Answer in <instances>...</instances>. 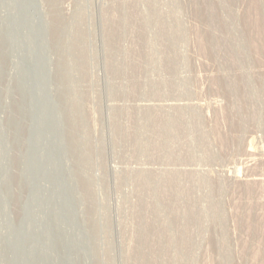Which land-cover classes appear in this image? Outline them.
<instances>
[{
    "label": "rangeland",
    "instance_id": "1",
    "mask_svg": "<svg viewBox=\"0 0 264 264\" xmlns=\"http://www.w3.org/2000/svg\"><path fill=\"white\" fill-rule=\"evenodd\" d=\"M59 3L68 14L83 4L70 37V21L58 15ZM80 3L0 0V264H103L100 255L93 257L101 248L110 253L107 264H123L126 254L134 258L139 252L143 222L155 223L146 232H162L165 221L179 232V243L187 240L180 244L194 264H264V0ZM175 23L179 35L169 40L164 27L175 30ZM109 40H121L128 56L106 61ZM65 44L69 50L62 53ZM83 46L92 51L90 63L74 78L65 68L71 60L83 66L78 52ZM71 82L85 103L76 110L88 119L80 125L90 131L87 150L72 132L78 119L71 112L76 108L70 103ZM246 85L249 98L241 95ZM148 103L200 108L177 121L178 136L168 135L173 141L167 151L159 149L160 130L149 122L145 138L155 141L143 149L135 145L141 131L136 106ZM113 166L121 172L115 175ZM143 167L185 173L174 179L157 173L156 180L164 178L163 190L154 178L131 174ZM211 202L218 205L216 215L209 212ZM156 204L164 208L161 216L153 210ZM176 204L195 205L194 213L181 218ZM96 216L110 225L101 242Z\"/></svg>",
    "mask_w": 264,
    "mask_h": 264
},
{
    "label": "bare ground",
    "instance_id": "2",
    "mask_svg": "<svg viewBox=\"0 0 264 264\" xmlns=\"http://www.w3.org/2000/svg\"><path fill=\"white\" fill-rule=\"evenodd\" d=\"M80 1L81 0H79V3H80ZM35 2V1H34ZM37 2V1H36ZM54 2V1H53ZM65 2V1H64ZM175 2V1H174ZM43 3V2H42ZM45 3V2H44ZM41 4V3H40ZM61 3H59V5H60ZM81 4L82 3H80V6H81ZM41 6H43V4H41ZM55 6V5H54ZM82 6H83V4H82ZM81 6V7H82ZM40 7V6H39ZM53 7V6H52ZM66 7V6H65ZM80 7V8H81ZM44 8H46V6H43V10L42 9H40L39 8V10H42V13H43V11L45 10ZM54 8V7H53ZM77 8V7H76ZM79 7H78V9H76V11L73 13V12H69V14L67 13V12H65V10L66 9H64V5H60V6H58V10H57V12H58V15H62V17L63 16H67V18H69V21H70V23L69 24H66V25H69V27L67 28V30L68 29H70V30H68V31H66V32H68L69 34H68V36L70 37V36H72V34L74 33V30H73V26L76 24H74L73 26H72V24L71 23H74L73 22V19H77V17L79 18V17H81L82 15H83V10L82 9H80ZM83 8V7H82ZM47 9V8H46ZM177 10V9H176ZM70 11V10H69ZM45 12H47L46 10L44 11V13ZM51 12V11H50ZM56 12V13H57ZM56 13H54V15H56ZM46 14H48V13H46ZM49 15V14H48ZM58 17V16H57ZM123 17H125V16H123ZM64 18V17H63ZM127 18V17H126ZM126 18H123V19H126ZM149 18V17H148ZM50 19V18H49ZM85 20V19H84ZM151 20V19H150ZM150 20H148V19H146V23H148V21H150ZM50 21H51V19H50ZM68 20L66 19V21L65 22H67ZM83 21V20H82ZM124 22H125V25H127V24H129V22H127V20H124ZM126 22H127V24H126ZM50 24H51V22H49ZM81 24V23H80ZM149 24V23H148ZM176 24V23H175ZM177 24H178V22H177ZM177 24L174 26V29L175 30H173V29H171V28H173V27H169L168 28V26H166L167 27V29H166V27H164V29H165V32L167 31V39H169V40H173L174 38V36H175V38H176V36H178V35H175V34H177L178 32H176V31H179L180 30V26H179V24H181L180 22H179V24H178V26L180 27H178L177 26ZM130 25V24H129ZM182 25V24H181ZM85 26V25H84ZM146 26H147V24H146ZM107 27H108V25H107ZM107 27H105V29L107 28ZM122 27V26H121ZM148 27H149V25H148ZM162 27V28H163ZM175 27H178L179 28V30H176V28ZM108 28H110V27H108ZM124 28V29H123ZM123 32H126V29H127V26H126V28L123 26ZM150 28V27H149ZM161 28V29H162ZM177 28V29H178ZM76 30H77V28H75ZM80 29H81V27H80ZM119 29V28H118ZM117 29V30H118ZM121 29V30H122ZM131 29V28H130ZM163 29V30H164ZM82 30V29H81ZM110 30H111V28H110ZM116 30V31H117ZM125 30V31H124ZM162 30V31H163ZM182 30V29H181ZM79 32H80V30H78ZM112 31V30H111ZM110 31V32H111ZM118 32H119V30H118ZM122 32V33H123ZM128 32V31H127ZM175 32V33H174ZM64 33V32H63ZM83 33V32H82ZM82 33H79V35H81ZM114 33V32H113ZM121 33V32H120ZM172 33H174V34H172ZM180 33V32H179ZM90 34V33H89ZM114 34H118V33H114ZM125 35H127V33L125 34ZM129 35V34H128ZM183 35V34H182ZM81 36H83V35H81ZM88 36H90V35H88ZM114 36H116V35H114ZM121 36H122V34H121ZM120 35H119V37H121ZM160 36V35H159ZM84 37V36H83ZM112 37H113V35H112ZM122 37H125L124 36V34H123V36ZM121 37V38H122ZM158 37V36H157ZM164 37V38H165ZM264 37V36H263ZM79 38V37H78ZM85 38V37H84ZM90 38V37H89ZM117 39H118V37H117ZM92 40V39H91ZM114 40H116V39H114ZM165 40V39H164ZM85 41V40H84ZM82 42H83V40H82ZM87 42V41H86ZM146 42H147V40H146ZM156 42V41H155ZM174 42V41H173ZM124 43V42H123ZM150 43V42H149ZM148 43V44H149ZM85 44V43H84ZM146 44V43H145ZM151 44H153V43H151ZM157 44V43H156ZM148 46H152V45H148ZM176 46V45H175ZM80 47V46H79ZM78 47V48H79ZM84 47V46H83ZM153 47V46H152ZM69 47H68V45L67 44H65V45H62V46H60V50L62 51V53L63 52H65L66 50H69L68 49ZM148 48V47H147ZM174 48V47H173ZM184 48V47H183ZM150 49V48H149ZM152 49V48H151ZM104 52H105V57H106V61H110L111 59H114V57H115V59H116V57H119V56H124V55H127L128 54V48H127V46L126 45H124V44H122V42H121V40H119V41H117V42H115V43H113L112 41H108V43H106L105 42V47H104ZM148 50V49H147ZM153 50V49H152ZM239 50V49H238ZM91 49L88 51V49L87 50H85V47L84 48H82V49H78V52H80V56H79V60H80V62L82 61V64H83V66L81 67V65H80V67H75L74 65H72L73 64V61L74 60H71L70 61V65H69V67L67 66L65 69V72H67V73H69L71 76L73 75L74 76V78L76 77V74L77 75H80L81 74V72H80V70H84L87 66V64L88 63H90V57H91ZM263 51V50H262ZM168 52V51H167ZM177 52V51H176ZM157 53V52H156ZM148 54V53H147ZM153 54V53H152ZM149 55V54H148ZM155 55V54H154ZM153 55V56H154ZM128 56V55H127ZM151 56V55H150ZM153 56H151V57H153ZM160 56V55H159ZM150 57V58H151ZM125 58V57H124ZM127 58V57H126ZM154 58V57H153ZM175 58V57H174ZM54 59V58H53ZM148 59V58H147ZM117 60V59H116ZM149 60V59H148ZM180 60V59H179ZM112 62V61H111ZM114 62V61H113ZM129 62V61H128ZM125 64V63H124ZM89 65V64H88ZM115 65V64H114ZM116 65H118L117 63H116ZM121 65V64H120ZM152 66V65H151ZM116 68H117V66H116ZM115 68V69H116ZM119 68V67H118ZM121 68V67H120ZM124 68V67H123ZM122 69V68H121ZM152 69V68H151ZM176 70V69H175ZM118 71V70H117ZM159 72V71H158ZM176 72V71H175ZM80 73V74H79ZM152 74V73H151ZM160 74V73H159ZM178 75H179V73H178ZM68 76V75H67ZM81 76H82V74H81ZM163 76V75H162ZM172 77V76H171ZM164 78V77H163ZM147 79V78H146ZM171 79V78H170ZM263 79V78H262ZM138 81V80H137ZM145 81V80H144ZM166 81V80H165ZM180 81V80H179ZM183 81V80H182ZM181 82V81H180ZM250 82H251V80H250ZM183 83V82H182ZM70 84V86L68 85V87L70 88V90L72 91V97H70L71 99H70V103L74 106V107H76V108H73L74 110H72V107H71V112H73V114H74V116L78 119V122L77 123H74V127L73 128H75V130H73L72 129V132H73V134L74 135H78L79 136V138L81 137V139H82V141L84 142V144L82 143V145H84V147H85V149H86V146L87 145H89V144H87V142H88V140L90 139L89 138V132H88V130H82L81 128H80V125H82V123L84 122V121H86V120H88L87 118H86V115L84 116V114L82 115V117L83 118H81L80 117V115H79V112L76 110V109H82L83 107H84V105H85V103H80L79 101L80 100H78V95H77V92H78V88H77V84L76 85H74L72 82L71 83H69ZM231 84H233V83H231ZM237 84V83H236ZM252 84V83H251ZM152 85V84H151ZM234 85V84H233ZM185 86V85H184ZM236 86V85H235ZM234 86V87H235ZM121 87V86H120ZM123 87V86H122ZM246 87H247V90L245 91V92H243V94H241L242 95V97L243 98H249V96H250V88H249V85H246ZM154 89V88H153ZM252 89H256V88H252ZM179 90V89H178ZM238 90V89H237ZM81 91V90H80ZM190 91V90H189ZM124 92H126V91H124ZM152 92V91H151ZM156 92V91H155ZM251 93H252V91H251ZM160 94V93H159ZM145 95V94H144ZM185 95V94H184ZM239 95V94H238ZM82 97V96H81ZM241 97V98H242ZM82 102V101H81ZM181 102V101H180ZM236 102L238 103V99H237V101H235V103L233 104L234 105V107H235V105H236ZM241 102H242V100H241ZM240 102V103H241ZM124 103V102H123ZM173 103H174V101H173ZM177 103V102H176ZM186 103V102H185ZM242 104V103H241ZM244 104V103H243ZM232 105V104H231ZM238 105H239V103H238ZM242 106V105H241ZM137 108V113H138V116L141 118L140 119V121H139V129H141V131H140V136H136L137 138L135 139V145L136 146H138V147H140V148H147V146L149 145L148 143H149V140L152 138L153 139V137H151L150 139H149V137H148V139L149 140H147L146 138H145V134H147V131H149V130H146V125H149L148 123L149 122H152V123H150V124H152L153 125V127H156L158 130H160V132H159V134H158V136H157V138L155 139L157 142H160V144H161V147L159 148V149H166L165 148V146H168V145H166L167 143H171L173 140L172 139H169L168 138V135H169V137L171 136V137H173V138H175L176 137V135H177V133L175 132V126H176V124H177V121L178 120H180V118H181V116H183V114H187L186 112H192V111H194L195 112V110H198L200 107H199V105H197V104H168V105H159V104H141V105H137L136 106ZM236 107H237V105H236ZM243 107V106H242ZM241 107V108H242ZM111 109H113L114 108V106H111L110 107ZM118 108V107H117ZM121 108V107H120ZM244 108V107H243ZM246 108V107H245ZM132 109V108H131ZM135 109V108H134ZM236 109V108H235ZM247 109V108H246ZM87 110V109H86ZM123 110V109H122ZM127 110V109H126ZM241 110H243V109H241ZM245 110V109H244ZM82 111V110H81ZM113 111V110H112ZM247 111V110H246ZM245 112V111H244ZM249 112H250V110H249ZM120 113V112H119ZM124 113V112H123ZM122 113V114H123ZM127 113V112H126ZM125 113V114H126ZM188 113V114H189ZM130 114V113H129ZM187 114V115H188ZM193 114V113H192ZM191 114V115H192ZM137 115V114H136ZM245 115V114H244ZM189 116V115H188ZM193 117V116H192ZM85 118H86V120H85ZM183 118V117H182ZM194 118V117H193ZM184 119V118H183ZM187 119V118H186ZM195 121V120H194ZM87 122V121H86ZM89 123V122H88ZM142 123V124H141ZM182 123H183V120H182ZM182 123H181V125H182ZM247 123V122H246ZM83 124H85V122L83 123ZM73 125V124H72ZM178 125H180V123L178 124ZM81 127H83V126H81ZM122 127V126H121ZM177 127V126H176ZM117 128V127H116ZM86 129H87V127H86ZM119 129V128H118ZM138 129V130H139ZM178 129V128H177ZM92 132V131H91ZM130 132V131H129ZM118 133V132H117ZM139 134V133H138ZM74 135H72V136H74ZM148 135V134H147ZM146 135V136H147ZM156 136V135H155ZM178 136V135H177ZM170 137V138H171ZM75 138V137H74ZM77 139V138H76ZM81 139H80V141H79V143L80 142H82L81 141ZM154 139L152 140V141H155ZM115 141V140H114ZM91 142V141H90ZM119 142V141H118ZM177 142V141H176ZM89 143V142H88ZM92 143V142H91ZM174 143V142H173ZM81 144V143H80ZM176 145V144H175ZM78 146V145H77ZM150 146V145H149ZM158 146V145H157ZM83 147V148H84ZM154 147V146H153ZM156 147V146H155ZM164 147V148H163ZM82 148V149H83ZM88 148H89V146H88ZM152 148V147H151ZM150 148V149H151ZM158 148V147H157ZM156 148V149H157ZM192 148V147H191ZM208 148V147H207ZM78 149V148H77ZM148 149V148H147ZM79 150H81V147H80V149ZM78 150V151H79ZM87 150V149H86ZM158 150V149H157ZM89 151V150H88ZM149 151V150H148ZM165 151H167V150H165ZM80 152H82V150L80 151ZM83 152H84V150H83ZM82 152V153H83ZM86 152V151H85ZM155 152V151H154ZM87 153V155H88V153H91V152H86ZM86 153H84V155L86 154ZM164 153V152H163ZM169 153V152H168ZM207 153V152H206ZM92 155H93V153H92ZM88 156H90V154L88 155ZM84 157H87L86 155L84 156ZM93 157V156H92ZM82 158V157H81ZM93 159V158H92ZM103 159V158H102ZM101 159V160H102ZM101 162V161H100ZM81 163V162H80ZM95 164V163H94ZM97 164V163H96ZM101 165V164H100ZM123 167V166H122ZM125 167V166H124ZM156 169V168H155ZM168 169V168H167ZM91 170V169H90ZM112 171H113V173H115V175L117 174V173H119V172H121L117 167H114L113 166V168H112ZM127 171V170H126ZM130 171V170H129ZM155 170H150V169H148V168H145V167H143V168H139V169H133L132 171H131V174H133V176L135 175V177L136 178H140V179H143V180H147L148 178H150V177H152V178H154V177H156L158 174L157 173H159V176H165V175H167V174H173L174 176L172 177L173 179H174V177H175V175L176 176H178L177 174H181V173H185V171L184 172H181V171H168V170H159L157 173H155L154 172ZM90 173V172H89ZM128 173V172H127ZM191 173H193L194 174V177H196L195 175H199V173L198 172H191ZM97 174V173H96ZM187 174V173H186ZM185 174V175H186ZM192 174V175H193ZM132 176V175H131ZM183 176V175H182ZM182 176H180V177H182ZM233 176V175H232ZM85 177L87 178V180H89V182L91 183V178H90V176H88V170H87V173L85 174ZM92 177V176H91ZM179 177V176H178ZM192 177V176H191ZM193 177V178H194ZM205 177V176H204ZM222 177V176H221ZM226 177V176H225ZM234 177V176H233ZM198 178H199V176H198ZM235 178V177H234ZM95 179V178H94ZM151 179V178H150ZM155 180H156V178H154ZM162 179H164L163 177H162ZM162 179L160 178H158L155 182H157V183H159L160 185L162 184ZM200 179H201V177H200ZM209 177H208V181H209ZM233 179V178H232ZM197 180V179H196ZM199 180V179H198ZM207 180V179H206ZM151 181H152V179H151ZM200 181V180H199ZM203 181V180H202ZM201 181V182H202ZM204 181H205V179H204ZM203 181V182H204ZM210 181H211V179H210ZM153 182V181H152ZM154 182V183H155ZM207 182V181H206ZM150 182H145V185L144 186H148V184H149ZM178 183H179V181H178ZM177 183V184H178ZM192 183H193V181H192ZM156 184V183H155ZM159 184H156V185H151V186H158ZM174 186H175V184H173ZM194 185V184H193ZM202 185V184H201ZM206 185V184H205ZM208 185V184H207ZM92 186V185H91ZM169 186V185H168ZM181 186H183V185H181ZM164 186H163V184H162V189L164 190L165 188H163ZM176 187H178V186H176ZM191 187V186H190ZM157 188V187H156ZM150 189V188H149ZM161 189V190H162ZM91 190V189H90ZM144 191H145V189H144ZM144 191H143V189H142V192H143V194H144ZM166 191H167V189H166ZM90 191H88V193H89ZM92 192V191H91ZM177 193V192H176ZM145 194H146V192H145ZM159 194H160V192H159ZM166 194V193H165ZM169 196V195H168ZM171 196V195H170ZM169 196V197H170ZM173 196V195H172ZM183 196V195H182ZM81 197L83 198H81L82 200H86L85 198V194H81ZM99 197H100V195H99ZM177 197V196H176ZM97 199H98V197H97ZM160 199V198H159ZM188 199V198H187ZM102 200V199H101ZM152 200V199H151ZM183 200H185V198L183 199ZM81 201V200H80ZM143 201H144V199H143ZM165 201V200H164ZM178 201V200H177ZM176 201V202H177ZM181 202H182V200H180ZM180 201H178L179 203H180ZM189 201H191V200H189ZM189 201H187V200H185V202H187L186 204H188V202ZM222 201V200H221ZM98 202H99V200H98ZM101 202V201H100ZM162 202V201H161ZM167 202V201H166ZM154 203H157V201H155ZM190 203V202H189ZM192 203V202H191ZM85 204V203H84ZM100 204V203H99ZM158 204V203H157ZM157 204H156V207L153 205V208L155 207V209H153L152 207V209L154 210V211H156V213H158V215H159V213L160 214H162V209H164V208H162L161 206H164L163 205V203L161 204V206L159 205V206H157ZM168 204V203H167ZM175 204V203H174ZM178 204V203H177ZM176 204V205H177ZM183 204V203H182ZM185 204V203H184ZM183 204V205H184ZM193 204V203H192ZM192 204H190L188 207H185V206H182V205H177L178 206V209H177V207L174 209V207H173V210H176V212L177 211H179V213H181V218H187V216H188V214L190 213L191 214V212H190V210H191V207L193 208L195 205H193L192 206ZM198 204V203H197ZM219 204V203H218ZM221 204V203H220ZM169 205V204H168ZM102 206V205H101ZM152 206V205H151ZM174 206V205H173ZM148 207H150V206H148ZM209 212L210 211H212L213 213L215 212V215H216V212H219V211H217V210H219L218 209V205L216 204V203H214V202H211V204L209 205ZM220 207V206H219ZM103 208V207H102ZM147 208V207H146ZM165 208H166V206H165ZM167 208H168V206H167ZM171 208H172V206H171ZM170 208V209H171ZM195 208V207H194ZM193 208V209H194ZM148 209V208H147ZM146 209V210H147ZM201 209V208H200ZM205 209H206V207H205ZM83 210V209H82ZM104 210V209H103ZM172 210V211H173ZM195 210V209H194ZM193 210V211H194ZM222 211H224L223 209H222ZM150 211H148V213H149ZM169 212V211H168ZM197 211H195V213H196ZM209 212H205V213H202L203 214V216H204V218H207L208 216H209ZM225 212V211H224ZM102 213V212H101ZM143 213V212H142ZM147 213V214H148ZM156 213H155V216L156 217H154V214L152 213V211H151V214H153V217H154V220H155V222H157V220L155 219V218H157V216L158 215H156ZM163 213H165V211L163 212ZM167 213V212H166ZM165 213V214H166ZM172 213V212H171ZM171 213H169L170 215H171ZM178 213V214H179ZM192 213H194V212H192ZM201 213V212H200ZM221 213V212H220ZM150 214V213H149ZM150 214V215H151ZM168 214V215H169ZM173 214H176L177 215V213H173ZM172 214V215H173ZM189 214V215H190ZM198 213H196V215H197ZM201 214V215H202ZM218 214L219 213H217V216H218ZM150 215H148V216H150ZM211 215V214H210ZM220 215V214H219ZM146 216V215H145ZM159 216H161V215H159ZM162 216H167V215H162ZM222 216V215H221ZM151 217H152V215H151ZM150 217V218H151ZM168 217V216H167ZM167 217H166V219H167ZM170 217V216H169ZM174 217V216H173ZM180 217V216H179ZM191 216H189V218H190ZM219 217V216H218ZM100 218V217H99ZM97 216H96V220H95V223H96V227H98L99 226V233H100V242L101 241H103V239H105V235L108 233V227L110 226L108 223H107V221H106V218H105V220L103 219V218H100L99 219ZM149 218V219H150ZM180 218V219H181ZM202 217L201 216H198L197 217V221H199L200 219H201ZM223 218H224V215H223ZM222 218V219H223ZM149 219H144V220H149ZM158 219V218H157ZM160 219V218H159ZM158 219V220H159ZM165 219V218H164ZM193 219V218H192ZM225 219V218H224ZM223 219V220H224ZM102 220V221H101ZM139 220V219H138ZM143 220V221H144ZM169 220H171V219H169ZM168 220V221H169ZM186 220V219H185ZM188 220V219H187ZM196 220V219H195ZM194 220V221H195ZM142 221V220H141ZM146 221V222H147ZM151 221V220H150ZM152 221H153V219H152ZM174 220H172V222H173ZM188 221H190V220H188ZM149 222V221H148ZM163 222V221H162ZM171 222V221H170ZM184 222L185 221H181V223H183V225H184ZM144 223V226H145V228H142L143 229V235H145V238H144V236H143V238H144V240L142 241V243H141V245H140V247H139V252H138V254L137 255H135L134 256V258L133 257H131V255L130 254H126L124 257H125V261H123L124 263L123 264H132L131 263V261H134L133 263H135V264H194V262L192 261V260H189L188 259V257H187V252H186V254H185V251L182 249V246L183 245H187L188 243H186L187 242V240H186V242L184 241H180V243L181 244H183V245H181L178 241H177V235L179 234V232L177 233H173L176 229H175V227H174V231H170V230H172V228L170 229L169 227L170 226H166V225H170V223L169 222H163V223H165L164 225H165V228L163 229H161V230H164V231H162V232H160V231H158L157 229H156V231L155 230H153L152 228H154V227H152V228H150V229H152V232H150V231H147L146 232V230L148 229V225H153V224H155L154 222L153 223H151V224H148V223H145V222H143ZM143 223H141V225L143 226ZM160 223H161V219H160ZM174 223H176L175 221H174ZM174 223H171V224H174ZM187 223V222H186ZM186 223H185V225H186ZM158 224H159V221H158ZM178 224V223H177ZM180 224V223H179ZM194 224H195V222H194ZM198 224V223H197ZM262 224V223H261ZM109 225V226H108ZM123 225V224H122ZM175 225V224H174ZM200 225H202V224H200ZM260 225V224H259ZM143 226V227H144ZM181 226V225H180ZM207 226V225H206ZM147 227V228H146ZM176 227H177V225H176ZM141 228V227H140ZM139 228V229H140ZM156 228V227H155ZM161 228V227H160ZM227 228V227H226ZM179 229V228H178ZM181 229V228H180ZM183 229V228H182ZM185 229V228H184ZM121 230V229H120ZM256 230V229H255ZM261 230H262V228H261ZM110 231V230H109ZM98 235V234H97ZM96 235V236H97ZM109 235V234H108ZM225 235V234H224ZM121 236V235H120ZM225 236H227V234L225 235ZM191 237V236H190ZM194 237V236H193ZM97 238V237H96ZM142 238V237H141ZM224 238V237H223ZM222 238V240H224ZM228 238V237H227ZM227 238H225V239H227ZM96 240V239H95ZM178 240H180V239H178ZM221 240V239H220ZM227 241V240H226ZM128 242V241H127ZM196 242V241H195ZM224 242V241H223ZM124 243V242H123ZM177 243H179V245H177ZM185 243V244H184ZM191 243V242H190ZM101 246V245H100ZM127 246V245H126ZM102 247V246H101ZM100 247V248H101ZM187 247V246H186ZM188 247H190V246H188ZM187 247V248H188ZM227 247H228V245H227ZM106 248V247H105ZM186 248V249H187ZM102 250H100V249H98V251H97V253L96 252H94V256L93 255H91V256H93V257H95V256H101L102 258L100 259V260H102V262H103V264H107V262H108V260H107V257H106V255H108V254H110V253H108V254H106V251L104 250V248H101ZM185 249V248H184ZM223 250V249H222ZM221 250V251H222ZM123 251V250H122ZM190 251V250H189ZM108 252V251H107ZM222 252H225V251H222ZM123 253V252H122ZM134 253V252H133ZM172 253V254H171ZM171 254V255H170ZM222 254V253H221ZM226 253H224V255H225ZM196 256V255H195ZM223 258L226 256H223V255H221ZM108 257H110L109 255H108ZM194 257V256H193ZM229 258V255L227 254V257H226V259H228ZM111 259V258H110ZM132 259V260H131ZM225 259V258H224ZM231 259V258H230ZM99 260V259H98ZM107 260V261H106ZM110 261V260H109ZM226 262H224V263H227V260H225ZM130 262V263H129ZM169 262V263H168ZM110 263H112V262H110ZM110 263H108V264H110ZM223 263V264H224ZM228 264V263H227Z\"/></svg>",
    "mask_w": 264,
    "mask_h": 264
}]
</instances>
